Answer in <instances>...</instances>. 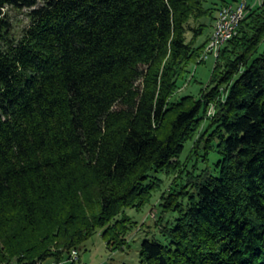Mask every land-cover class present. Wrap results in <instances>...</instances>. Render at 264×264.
Returning <instances> with one entry per match:
<instances>
[{
    "label": "trees",
    "instance_id": "1",
    "mask_svg": "<svg viewBox=\"0 0 264 264\" xmlns=\"http://www.w3.org/2000/svg\"><path fill=\"white\" fill-rule=\"evenodd\" d=\"M209 2L0 0V264L62 262L97 233L124 250L162 177L177 217L139 264H264V0L199 98L173 100L231 5Z\"/></svg>",
    "mask_w": 264,
    "mask_h": 264
},
{
    "label": "rangeland",
    "instance_id": "2",
    "mask_svg": "<svg viewBox=\"0 0 264 264\" xmlns=\"http://www.w3.org/2000/svg\"><path fill=\"white\" fill-rule=\"evenodd\" d=\"M231 5H237L236 9L243 14L247 13L248 9L253 10L259 7L263 0H226ZM217 2L221 5L220 0H210L208 6L211 7V3ZM233 3V4H232ZM4 13L9 17L13 27L17 32H21L29 26V20L27 19L28 11H15L13 9H6ZM217 16V14H216ZM204 23L209 25L214 24L209 19H204ZM213 33L212 27H209L202 37L197 41V45L203 44L206 39H211ZM190 38V36H188ZM209 43V42H208ZM207 43V44H208ZM206 44V45H207ZM206 48V46H205ZM204 48V50H205ZM215 59L210 56L204 63L193 64L189 68L190 73L187 75L184 81L179 83V92L174 95L173 100L177 101L184 97H193L198 99L201 92L206 89L210 82L212 70L214 68ZM199 62L200 59H199ZM213 114V107L211 106L207 116ZM193 142L186 144L185 150L180 157L181 161H185L190 155ZM205 154V150L201 151V155ZM208 162H204L203 158L194 157L191 162V166L197 165L199 169L210 167L212 168L218 161L217 154L209 152ZM164 179V186L160 192L153 196V199L149 205H147L142 211L137 212L135 210H127V215L130 216L136 226L130 231L127 236L128 245L124 250L114 251L111 246L101 237L100 233L95 234L89 241L86 242L84 248L79 251L80 259L76 264H139V252L141 245L144 241L149 240L151 242L165 243L166 241L160 234V226L166 224L168 221H173L177 215L175 213L162 214V210L159 207L160 198L164 192H168L172 179ZM162 219L161 223L158 222ZM66 260V258H65Z\"/></svg>",
    "mask_w": 264,
    "mask_h": 264
},
{
    "label": "built area",
    "instance_id": "3",
    "mask_svg": "<svg viewBox=\"0 0 264 264\" xmlns=\"http://www.w3.org/2000/svg\"><path fill=\"white\" fill-rule=\"evenodd\" d=\"M236 6L228 5L217 12L218 15L214 23L211 39L206 45L204 54H202L200 61L205 62L210 56L217 58L219 54L218 52L221 50V48L236 35L237 28L244 17L241 11L239 12L236 9ZM79 259V251L74 249L70 252L66 260L62 262L38 261L36 264H76ZM11 264L17 263L11 262Z\"/></svg>",
    "mask_w": 264,
    "mask_h": 264
}]
</instances>
